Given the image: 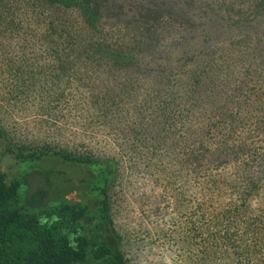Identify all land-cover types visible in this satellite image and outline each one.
Returning <instances> with one entry per match:
<instances>
[{
  "label": "trees",
  "instance_id": "obj_1",
  "mask_svg": "<svg viewBox=\"0 0 264 264\" xmlns=\"http://www.w3.org/2000/svg\"><path fill=\"white\" fill-rule=\"evenodd\" d=\"M33 26L39 39L34 43L25 34ZM16 31L43 54L63 55L62 73L100 72L85 79L82 74L80 88L114 85L116 103L130 95L136 122L158 136L163 163L178 165L173 172L165 169L164 177L206 175L219 189L228 183L237 206L260 196L264 0H0V35ZM143 82L151 90L146 101L139 96ZM130 143L134 156L143 152L135 136ZM21 151L19 163L50 156L84 165L95 204L40 208L21 194L24 175L9 180L0 172V264H129L111 214L119 161ZM223 168L233 177L210 176Z\"/></svg>",
  "mask_w": 264,
  "mask_h": 264
},
{
  "label": "rangeland",
  "instance_id": "obj_2",
  "mask_svg": "<svg viewBox=\"0 0 264 264\" xmlns=\"http://www.w3.org/2000/svg\"><path fill=\"white\" fill-rule=\"evenodd\" d=\"M36 32L33 26L25 34L36 42ZM22 39L17 31L0 35V172L9 180L25 176L24 199L40 208L94 206L96 192L90 190L92 175L84 165L50 156L19 163L21 150L116 158L120 172L110 189L111 214L129 264H264V186L251 203L237 206L228 183L219 189L206 175L184 181L164 177L165 169L173 172L178 165L164 164L158 136L136 122L130 95L122 94L116 103L114 85L80 88L82 74L85 79L100 72L62 73L63 55L43 54ZM140 88L146 101L150 86L143 82ZM134 136L144 148L135 156L130 149ZM210 176L233 174L223 168Z\"/></svg>",
  "mask_w": 264,
  "mask_h": 264
}]
</instances>
